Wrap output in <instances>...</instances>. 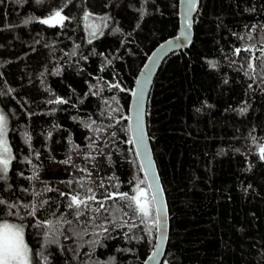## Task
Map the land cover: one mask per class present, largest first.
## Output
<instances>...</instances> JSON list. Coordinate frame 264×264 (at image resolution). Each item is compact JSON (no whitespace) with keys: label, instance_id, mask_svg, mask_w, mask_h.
Listing matches in <instances>:
<instances>
[{"label":"trees","instance_id":"trees-1","mask_svg":"<svg viewBox=\"0 0 264 264\" xmlns=\"http://www.w3.org/2000/svg\"><path fill=\"white\" fill-rule=\"evenodd\" d=\"M59 8L69 17L63 27L23 23ZM85 12L91 14L88 21ZM89 23L107 25L91 43ZM178 25V0H0V111L8 117L15 156L8 181H0V199L17 205L11 211L24 216L34 264H40L36 253L41 252L47 264H143L152 250L156 228L149 231L126 202L105 201L100 212L85 210L77 219L68 196L60 193L85 195L90 187L102 200L108 192L133 194L138 181L147 188L128 143L130 96L150 52ZM236 48L242 49L239 55ZM260 48L264 0H198L191 44L165 58L154 77L145 120L168 211L161 264H264V160L257 151L264 144ZM117 83L120 88H109ZM57 97L67 103H49ZM90 121L104 130L85 128ZM24 132L32 137L29 143ZM33 165L38 180L26 178ZM38 200L48 203L35 217L27 216L21 206ZM8 211L0 205V216ZM93 216L107 233L99 235L88 223ZM48 219L72 222L60 229L59 244L45 246L44 230L33 227ZM113 220L137 227L107 223ZM95 239L99 244L87 243Z\"/></svg>","mask_w":264,"mask_h":264},{"label":"snow or ice","instance_id":"snow-or-ice-1","mask_svg":"<svg viewBox=\"0 0 264 264\" xmlns=\"http://www.w3.org/2000/svg\"><path fill=\"white\" fill-rule=\"evenodd\" d=\"M17 3H20L21 0H16ZM43 0H36L37 4L42 3ZM195 8V0H188V11H192ZM144 13L141 10V16H143ZM91 18V14L88 12L84 13V19L85 21H88ZM69 17L65 16L63 14V9L59 8L51 12L48 16L44 18H38V17H30L28 19H25L23 21L24 24L30 23L32 20H37L39 23L48 25L49 27H56L64 26V22L68 20ZM102 20L106 18H101ZM89 30V40L88 42L91 43L92 40L97 39L99 35H103V28L107 25L105 23H89L86 25ZM191 22L187 19V16L185 18V33L183 34L185 38H187V30L190 29ZM255 27V26H253ZM114 31L118 32L120 29H114ZM78 47V46H77ZM241 48H236L235 53L239 55L241 52ZM244 51H250L249 48L243 49ZM262 52H264V49H262ZM71 55H76L75 49L71 53ZM86 59V58H85ZM152 59V65H155L157 62L156 57L150 58ZM108 63H111V61H108ZM152 65H145L146 68L149 70L151 69ZM210 67H215V62L209 61ZM248 68H253V63L250 61L248 64ZM56 74H59V69L56 70ZM247 74V73H246ZM147 76L148 73H145ZM93 86H90V88ZM109 88H120V85L117 84H111L109 85ZM121 91H124V89H120ZM11 89H9V92ZM99 91H102V89H99L96 93L98 95ZM134 95H137L138 97H142L143 95V88L141 87L139 91L136 89L132 90ZM3 94V93H0ZM112 99L115 101L116 97H112ZM118 103V101H116ZM49 103H67V101L62 100L61 98L57 97L55 101H49ZM114 111H118V109H115ZM241 113L246 111V109L242 108L240 109ZM111 115V113H109ZM95 121L85 122L84 127L92 129L93 131H103V128H93V125L95 124ZM118 123V121H117ZM108 127H112L109 125ZM8 133H9V120L8 117L5 115L3 111H0V181L7 182L9 179V173L10 169L12 168L13 161L15 160V156L13 154V149L9 144L8 139ZM25 143H29L32 139V137L27 133L24 132L23 134ZM51 135V133H49ZM116 133L113 132L112 136L115 137ZM255 142V141H254ZM128 143L134 144L137 149L141 148V146L144 143V133L142 128L140 127L139 122V116L137 118V132L135 134V137L133 139H130ZM78 146H74L77 148ZM89 148L93 147V144H90L88 146ZM259 158L261 160H264V144H261L258 149ZM139 154V153H138ZM71 158L69 157L68 160L63 161V163H69ZM25 161L28 163H31L30 160H28L27 157H25ZM152 164L149 161L147 168H143L146 172V179H149L147 176L148 172H151ZM38 169L35 165H33V172L30 177H26L29 180H38L39 177L37 175ZM82 171H84L82 169ZM20 175H23L21 173ZM109 179H112V177H109ZM155 179L154 177L152 178ZM81 180H84V177H81ZM67 183L71 184L72 181H68ZM79 183V182H78ZM144 183V181H138L135 185V187L132 189L133 194H129L128 192H108L102 200H97V195L93 191L92 188L86 189V194L82 195L80 192H75L74 194H67V193H60L61 196H68L69 203L68 208L74 210V215L77 219H79L81 216L85 214V210H91L94 213L100 212L101 209L105 208V201L108 200H114L119 199L121 201L126 202L127 206L132 210L134 217H138L140 220V223L144 224L145 227L151 231V229L154 227L157 230H159L161 219L159 216V213L161 211V201H160V195L161 190L157 185L150 182L147 186V188L142 187L141 185ZM80 187L83 188L84 185L81 183ZM100 187L103 188L104 184L101 182ZM117 188L119 185L116 186ZM27 191V190H25ZM44 192L52 191V189L45 187L43 189ZM41 193L39 191L33 192V197L38 198L40 197ZM95 201L98 204V207L91 208L90 202ZM48 201L46 200H38L37 202H30L25 203L21 207L23 209H27L26 215L29 217H35L37 215V212L40 208H43L45 204H47ZM0 205H5L7 209L9 210L5 215L0 216V264H34L33 262V252L32 249L29 247V244L25 241V226L23 224L24 216H21V213L19 209L15 211L14 213L11 211L13 208H17V205L15 204H8L5 200L0 199ZM153 211L156 213V218L153 219ZM124 215H128L127 212L124 213ZM14 216L20 219V223L16 222H10L8 217ZM99 217L93 216L88 223H91L94 225L95 228H99V235H104L109 231V229L105 226V224H95V220ZM72 222L69 220H64L63 223H61L60 220H37L36 223L33 225V227L43 229L44 237H45V246L48 244H59V237L63 235V232H61V228L63 227V224H71ZM107 223H113L115 227H124L127 226L129 230L132 228L137 227L135 223H128L125 222V224L116 223L115 220L108 221ZM87 230H85L86 232ZM76 235H83V233H76ZM127 235V233L125 234ZM67 239V237H64ZM99 239H95L92 241H88L92 246H95L96 244H99ZM36 255H39L41 260L40 264H47L48 262V256L44 255L43 252L36 253Z\"/></svg>","mask_w":264,"mask_h":264},{"label":"water","instance_id":"water-1","mask_svg":"<svg viewBox=\"0 0 264 264\" xmlns=\"http://www.w3.org/2000/svg\"><path fill=\"white\" fill-rule=\"evenodd\" d=\"M198 6V0H195V8L192 11H188V0H178V20L179 25L176 33L163 41H161L148 55L142 67L140 68L136 80L133 85V89L139 91V89L143 88L142 97H138L131 92L130 102H129V132L130 137L133 139L137 132V118L139 116L140 127L144 133V143L141 148L137 149V147L133 144L135 153L137 155L139 164L143 168H147L149 161L152 164L151 172L147 173L149 179H146V172L142 170L143 175L146 179L147 186L150 182L154 183L161 190L160 201H161V211L159 213L161 223L159 230L156 229V239L153 245L152 250L145 258L143 264H161L163 260V256L165 253L167 240H168V211L166 199L163 191V187L159 178V174L157 171L156 163L154 161L153 152L150 146V140L148 137L147 129H146V120H145V109L148 99V94L154 80V77L162 64V62L167 58L170 54L175 51L182 50L188 47L193 39V18L196 13V9ZM191 22L190 29L187 30V38L183 35L186 31L185 29V18ZM255 53V51H253ZM152 57H156L157 62L155 65H152ZM145 65H152L151 69L145 67ZM145 73H148L146 76ZM132 89V90H133ZM139 153V154H138ZM155 178L154 180L152 178ZM156 215V213H155Z\"/></svg>","mask_w":264,"mask_h":264},{"label":"bare ground","instance_id":"bare-ground-1","mask_svg":"<svg viewBox=\"0 0 264 264\" xmlns=\"http://www.w3.org/2000/svg\"><path fill=\"white\" fill-rule=\"evenodd\" d=\"M262 49H264V48H260V50H262Z\"/></svg>","mask_w":264,"mask_h":264},{"label":"rangeland","instance_id":"rangeland-1","mask_svg":"<svg viewBox=\"0 0 264 264\" xmlns=\"http://www.w3.org/2000/svg\"><path fill=\"white\" fill-rule=\"evenodd\" d=\"M26 241V240H25Z\"/></svg>","mask_w":264,"mask_h":264}]
</instances>
